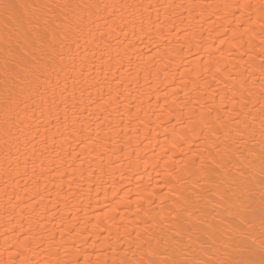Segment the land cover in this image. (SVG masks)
Segmentation results:
<instances>
[{"label": "snow or ice", "instance_id": "snow-or-ice-1", "mask_svg": "<svg viewBox=\"0 0 264 264\" xmlns=\"http://www.w3.org/2000/svg\"><path fill=\"white\" fill-rule=\"evenodd\" d=\"M161 8L164 9L163 18ZM128 9L132 11L125 16L124 12ZM176 9H184L187 18ZM170 13L180 18V23L185 25L183 29L175 23ZM0 18L4 21L3 31L0 32V148L8 167H11L12 161L19 164L21 145L25 148L33 145L32 153L35 155L34 141L41 135V125H44L45 136L41 143L47 150L48 133L51 132L48 125L53 121L56 127L51 136L53 144L57 134L64 135L61 131L63 128L77 138L78 146L87 148V140L88 144L104 147L107 142L100 138L101 116L88 112L89 118L95 115L99 122L94 137L90 135L91 124L79 119V116L87 112L91 104H96L101 113L107 110L104 107L107 103L104 99L105 88L108 96L112 97L115 84V97L119 100L122 97L119 89L123 88L131 95L132 91L140 88L141 72L144 73L145 82H149L152 75L150 66L158 62L156 56L160 55L161 43L168 42L165 30H175L192 38L186 45H180L179 53L170 48L167 51L169 57L183 53L185 49L194 58L199 57L207 46L199 37L205 31L203 25L210 20L213 24L224 21L219 26L222 34L216 39L223 44L225 37H228L227 42L231 44L229 51L239 53L240 60L247 56L245 63L255 59L253 49L258 46L261 57L258 91H254L247 80L232 83L235 78L224 65V52L220 46L216 49L219 56L208 52L206 60L198 61L206 71L214 67L213 79L217 85L223 83L224 87L209 93L211 102L207 107L200 99L192 101L191 98L183 105L188 111L181 112L178 123L185 130L177 133L173 128L171 148L174 151L168 157L172 166H167L166 162V175L160 185L168 190L161 200L162 210L153 215L150 209L137 205L135 229L130 230L128 224L101 227L97 223V231L90 235L94 236V248L99 243L107 242L112 252L124 253L123 257L113 260L111 264H264V0H259L258 4L251 0H225L222 3L176 5L109 4L96 0H0ZM117 19L120 24H116ZM129 29L131 36L139 38L141 44L147 40L153 46L147 54L142 51L134 53L137 61H143L145 65L141 68L138 63L134 75L129 70L132 65L129 51L136 47V43L135 39L129 38ZM207 31L211 36L212 29ZM117 32L126 38L120 40L117 46L123 48V53L111 44L113 34ZM256 40L259 41L258 45L253 43ZM193 41L197 50L195 53L191 51ZM125 57L128 67L123 63ZM97 60L100 61L98 66L95 63ZM112 61L119 66L115 72L112 71ZM193 71L197 72V80H205V90L212 88L197 69H188V72ZM77 72L78 75L72 74ZM93 72L97 77L103 76V80L96 79L94 84L89 85V88L96 89L99 99L93 101L89 92L90 104L79 107L77 111L78 105L84 104V93L88 91L77 86L82 81L88 84ZM216 74L220 75L219 79ZM180 78L186 85L185 73L181 72ZM175 79L173 74L169 88L179 87ZM154 91H161L158 84ZM168 94L165 91V96ZM171 94L176 95L175 92ZM236 103H239V109L235 107ZM230 104L232 107H229ZM249 104L253 107L259 104L256 109L258 115L253 114ZM69 106L71 118L68 115ZM127 107L130 109L131 104ZM61 108L63 117L60 115ZM116 110L119 111V105ZM120 115L122 121L123 113ZM107 119L104 117L105 121ZM136 119L139 120V117ZM257 121L259 140H256V129L253 127ZM120 126H113L110 121L108 123L110 131H116ZM246 135L249 137L247 140ZM168 151L164 149L166 156ZM176 152L182 154L180 159H174ZM73 154L74 159H80L76 148L72 153H66ZM103 155V152L98 153L101 159ZM27 160L26 156L25 164ZM257 167L258 173L255 171ZM57 173L63 177L58 169ZM100 173L103 174V167ZM24 174H27L26 169ZM88 191L91 192V186ZM36 195L39 196L40 192L37 191ZM169 199L170 204L163 207ZM115 219L106 214V222ZM72 231L76 232L75 226ZM103 232H107V236L101 241L99 237ZM133 232L135 236L129 240ZM64 237L65 233L60 231L59 239L62 241ZM33 239L29 229L13 245L17 249L15 257L10 253L9 260L0 261V264H41L26 256L32 249ZM113 239L117 243H127V248L117 249L112 243ZM44 243H47L48 254L56 257L55 260L44 261V264H81L79 257L72 260L60 258V249L64 245L57 241L55 231L50 232L47 238L40 237V245ZM84 243H88V240ZM76 251L80 252L79 247H76ZM129 252L133 257L137 252L141 255L133 259L128 257ZM83 264H109V261H92L85 257Z\"/></svg>", "mask_w": 264, "mask_h": 264}, {"label": "bare ground", "instance_id": "bare-ground-1", "mask_svg": "<svg viewBox=\"0 0 264 264\" xmlns=\"http://www.w3.org/2000/svg\"><path fill=\"white\" fill-rule=\"evenodd\" d=\"M21 2V0H16ZM99 3H123V4H190V3H222L225 0H96ZM252 3L258 4L259 0H251ZM132 9L124 12L127 16ZM176 12L183 13L187 18V13L184 9H176ZM153 11V16H155ZM161 17L163 18L164 9L160 10ZM172 14V13H170ZM173 20L181 29L185 25L180 23V18L172 14ZM215 18H213L214 20ZM224 21H208L203 25V31L200 40L205 43L204 52L200 53L199 57L189 55L187 49L183 53L168 56L167 51L174 48L179 53L180 45L187 44L191 40V36L185 37L177 31L173 30L168 32L167 41L161 43L160 55L156 56L158 61L155 65L150 66L152 75L149 77V82H145L144 73L140 74V88L132 91L129 95L128 91L121 88L119 91L122 97L117 100L115 93L117 91L116 85H113V95L108 96L107 88L104 90V99L107 102L104 107L107 109L100 112L96 104H91L88 111L79 116L81 120H87L92 127L90 135H96L97 123L95 115L91 118L88 117V112H94L101 116L103 124L100 129L101 141L107 143L104 147H97L96 144L85 143L87 148L78 146L77 138L72 136L70 132H64L63 136L59 134L55 137V144L52 143V133L56 131L55 121L48 125L51 132L48 133L49 141L47 150H44V145L41 141L44 140L43 134L44 125H41V135L37 136L34 141L36 153L33 155L32 147L29 144L27 148L21 145L19 164L12 161L11 167H8L4 161L3 149L0 148V261H8L10 253L15 257L17 249L13 247L18 238H21L24 233L31 230L33 235L32 249L26 253V256L33 261L55 260V256H50L47 251V243L40 245V237H48L49 233L55 231L57 234V241L64 245L60 249V258L64 260H72L77 257L83 259L85 257L92 261L108 260L109 264L113 260H119L123 257L124 253L121 251L112 252L108 248L107 242L99 243L92 246V239L94 236L90 233L97 231L96 225L99 223L101 227H106L107 224H128L130 230L137 227V205H141L142 209H150L155 215L162 210L161 200L164 194L167 193V188L161 187L162 178L165 177V165L172 166V161L168 159L173 155L171 148V137L173 135V128L180 133L184 131V126L178 123V118L181 117V112H187L188 109L183 108L185 102L200 99L201 103H205L207 107L211 102L209 93L213 90L223 89V83L217 85L213 79L215 68L205 70L198 61L207 59V53L213 52L219 56L216 51L217 46L224 52V65L231 71L235 78L232 83L235 84L237 80H247L250 87L254 91H258V82L261 76L260 73V50L259 47L253 49L255 59L245 63L248 57L245 56L244 60H240V54L231 49V44L227 42L228 37H225V43L221 44L218 35L222 34V29L219 27ZM116 24H120L117 19ZM103 25V21H101ZM4 21L0 18V32L3 31ZM207 29H212V34L209 36ZM105 31H107L105 29ZM229 37L231 33L228 34ZM129 38L135 39L136 47L130 49L129 55L132 56V65L130 72L134 75L136 66L139 63L141 68L145 65L143 61H137L134 55L137 51L148 53V49L153 47L147 43V40L141 44L139 38L131 36L129 29ZM99 40V37H97ZM126 38L117 33L113 34L111 40L112 47L123 53L122 47H117L120 40ZM247 40V37L245 38ZM83 43V41H82ZM255 45L259 44L256 40L253 42ZM195 42L193 41V48L191 51L195 53ZM153 55L155 52L152 53ZM2 55V53H0ZM115 56V52L112 53ZM91 58V57H90ZM147 56H145V60ZM97 66L100 61H95ZM123 63L128 67V59L124 58ZM113 69L115 72L119 66L112 61ZM107 67V66H105ZM189 68L197 69L199 73L207 80L212 88L205 90V80H197V72H188ZM185 73L187 83L181 80L180 73ZM78 75L77 73H72ZM175 74V84L179 87L169 88L172 84V76ZM126 75V74H125ZM158 77V78H157ZM219 79L220 75L216 74ZM96 79L103 80V76H96L93 72L91 77L88 78V84L83 81L77 88H87L88 91L84 93V104L78 105L79 107H86L90 104L88 100L89 92H91L92 100L98 101L99 94L94 87L89 88V85L94 84ZM111 79V76H109ZM256 81V84H253ZM159 85L161 91L155 92V86ZM72 87L69 81V88ZM165 91L169 94L165 96ZM175 92L176 95L171 93ZM187 93V95H185ZM149 96L151 99L149 100ZM79 97V91H77ZM218 103L219 97H216ZM131 104V108L127 107ZM119 105V111H117ZM229 107H232L230 104ZM235 107L239 109V103ZM63 108V106H62ZM61 108V117H63V110ZM199 108V105H197ZM254 115H258L256 109L259 104H249ZM248 111V109H245ZM123 113V120L121 115ZM69 117H72L71 106H69ZM139 117V120L136 117ZM107 117V121L104 120ZM109 121L114 126L120 124V128L116 131H110L108 127ZM140 121H143L141 123ZM71 124V119L69 120ZM256 129V140H259V123L258 121L253 125ZM251 131V130H250ZM119 132V135H116ZM108 133V135H105ZM35 135V132H33ZM88 134H86L87 136ZM65 137H67L65 139ZM23 140V137L21 138ZM245 139H249L246 135ZM255 143V141H250ZM73 148H76L80 153V159H74L73 155H66L72 153ZM105 148L107 151L105 152ZM169 149L168 155L164 153V149ZM95 149V150H93ZM119 149H123L120 151ZM258 151V146H257ZM104 153L103 158L98 157V153ZM59 153V155H57ZM28 157L25 164V158ZM181 153L176 152L174 159H180ZM81 160L83 164H81ZM71 165V167H69ZM103 167V174L101 175L100 169ZM25 169L27 174L25 175ZM59 172L63 173V177L58 175ZM258 173V167L255 169ZM19 173V175H18ZM258 179V177H257ZM91 186V192L88 191ZM39 191L40 195L37 196L36 192ZM170 204V199L165 202L163 207ZM115 209V211H113ZM223 213V209H221ZM106 214L116 217L115 221L106 222ZM142 215V211L140 213ZM100 218L99 220L97 218ZM22 226V227H21ZM75 226L77 235L72 229ZM86 229V230H85ZM60 231L65 233L64 240L59 239ZM107 232L101 233L99 239L105 240ZM133 237H129L131 240ZM88 243H84L85 240ZM117 249L127 248V243H117L114 239L112 241ZM37 245H40L39 247ZM75 245V247H74ZM76 247H79L80 252L77 253ZM23 251V249H20ZM52 251H55L53 249ZM68 255H65V253ZM141 255L140 252L136 253L133 257L132 253H128L129 258L138 259ZM203 255V253H201Z\"/></svg>", "mask_w": 264, "mask_h": 264}]
</instances>
